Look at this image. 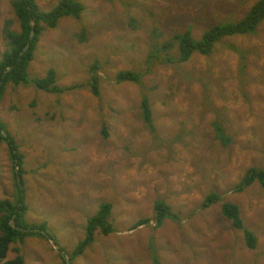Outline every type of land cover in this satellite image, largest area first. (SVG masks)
I'll return each mask as SVG.
<instances>
[{
	"label": "rangeland",
	"instance_id": "374dc122",
	"mask_svg": "<svg viewBox=\"0 0 264 264\" xmlns=\"http://www.w3.org/2000/svg\"><path fill=\"white\" fill-rule=\"evenodd\" d=\"M61 1L35 0L44 12ZM257 1L78 0L86 7L80 19L43 24L29 78L54 69L68 89L10 85L0 122L22 155L25 221L46 224V234L16 242L0 264L18 255L24 264H264V189L258 181L238 189L248 169L264 168V23L186 63H167L177 46L162 49L176 34L199 40L213 25L242 19ZM15 2L0 0V60L6 30L21 31ZM95 61L103 65L99 96L78 88L91 80ZM120 71L140 74V83L118 84ZM145 97L153 129L143 121ZM217 117L229 144L212 125ZM19 170L0 140V201L19 197ZM211 193L220 200L203 208ZM159 202L175 217L158 227ZM227 202L239 207L254 249L224 216ZM105 203L113 206L112 231H97L76 256Z\"/></svg>",
	"mask_w": 264,
	"mask_h": 264
},
{
	"label": "trees",
	"instance_id": "16d2710c",
	"mask_svg": "<svg viewBox=\"0 0 264 264\" xmlns=\"http://www.w3.org/2000/svg\"><path fill=\"white\" fill-rule=\"evenodd\" d=\"M14 5L16 15L21 23V31L14 32L12 30H6V38L8 39L9 48L4 52L3 57L0 60V103L5 97L10 85L18 87L22 84H34L37 89L47 92H65L68 88L58 85L54 69H50L47 76L44 78L30 80L29 67L31 62L35 59L36 48L41 40V33L45 30L43 24L49 28H55L59 21L64 17L80 19L81 14L85 11L86 7L81 5L78 0H62L52 11L49 12L40 10L35 0H18ZM262 23H264V0H258L242 19L213 25L204 32L199 40L195 39L189 31L176 34L172 39L164 43L162 49L171 51L177 46V56L175 59L168 57L167 63H186L195 53L204 56L211 55L216 45L222 43L227 38L253 35L257 33L258 28ZM31 32H34L33 37H31ZM115 41L116 40H112V46ZM28 44L29 47L26 49ZM152 59H154L153 54L150 55L148 60L152 61ZM102 69V63L95 61L90 68L91 80H89L87 84L78 85V88L88 86L95 96H99L101 93L99 72H101ZM115 80L119 82L118 84L123 82L140 83L141 76L132 71H120L117 73ZM76 87V85L71 86L70 89L72 90ZM142 111L145 125L150 129H153L152 110L146 97L142 100ZM221 114L223 115L224 113ZM223 122V118L217 117L212 125L221 141L224 144H229L232 138L226 133ZM5 130V126L0 122V140L9 143L11 154L13 158L18 161V166L20 168L19 175L16 174V176H21L23 171L22 155L19 153L18 147L9 132ZM5 132L6 134H4ZM22 177L23 176H21L22 181H18L16 184L19 188V197L16 196V199L12 201H0V260H6L11 246L16 242L23 243L26 238L32 237L33 235H40V237H42L43 234H46V224L31 225L25 221L28 207L24 198L25 190ZM256 181H258L264 189V168L252 167L248 169L238 189L243 190L244 188L253 185ZM219 200L220 197L218 194L211 193L205 198L203 208H209ZM112 208V204H102L98 213L89 219L87 237L85 241L81 242L77 247L75 251L76 256L81 255L84 252V249L90 243L95 241L97 231L104 234H109L112 231L111 225L109 224ZM155 210L157 213L158 227L161 226L165 217H175L171 212V207L164 202L157 203ZM222 212L224 216L233 223V226L236 229L244 232L247 246L250 249H254L257 244V239L250 230L245 229L243 226L239 207L236 204L227 202L222 205ZM146 221H142L141 224ZM16 251H18V249H16ZM24 263V258L21 255H18L15 259L5 261L1 264Z\"/></svg>",
	"mask_w": 264,
	"mask_h": 264
},
{
	"label": "water",
	"instance_id": "95a60500",
	"mask_svg": "<svg viewBox=\"0 0 264 264\" xmlns=\"http://www.w3.org/2000/svg\"><path fill=\"white\" fill-rule=\"evenodd\" d=\"M33 35H34V32H31V37H33ZM29 47V44L26 46V49ZM4 134H6V132L4 133Z\"/></svg>",
	"mask_w": 264,
	"mask_h": 264
}]
</instances>
